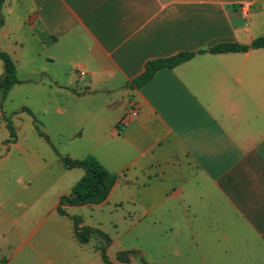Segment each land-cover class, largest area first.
I'll use <instances>...</instances> for the list:
<instances>
[{
	"label": "crops",
	"instance_id": "obj_1",
	"mask_svg": "<svg viewBox=\"0 0 264 264\" xmlns=\"http://www.w3.org/2000/svg\"><path fill=\"white\" fill-rule=\"evenodd\" d=\"M260 36L264 0H4L0 48L20 81L0 89V264H103L70 215L89 225L83 210L127 196L193 263L264 264V47L199 52ZM180 52L196 54L132 85ZM25 107L63 155L117 175L104 201L58 211L85 170L63 165Z\"/></svg>",
	"mask_w": 264,
	"mask_h": 264
},
{
	"label": "trees",
	"instance_id": "obj_2",
	"mask_svg": "<svg viewBox=\"0 0 264 264\" xmlns=\"http://www.w3.org/2000/svg\"><path fill=\"white\" fill-rule=\"evenodd\" d=\"M4 0H0V8L3 5ZM250 47H264V36L257 37L250 45H241L236 43H221L215 45L209 49H201L199 52H226V51H245ZM196 52H180L169 57H160L150 59L146 63L145 71L133 79L132 85L140 87L148 82L162 67H174L175 65L186 61L193 57ZM0 58L3 60L5 73L0 78V89L5 98L11 89V87L20 80L16 75V65L10 54L0 48ZM25 110L29 111L33 117L37 131L49 142L55 153L59 156L63 165L67 168L82 167L85 170L84 175L74 185L72 192L68 195H62L59 200L58 211L61 214L68 215L65 210V205H81L87 203H100L104 201L111 189L113 188L117 175L111 172L95 155L87 154L83 158L75 159L68 155H63L52 142L50 136L46 134L38 124V119L34 113L25 107ZM8 127L12 137H16L15 127L10 117H7ZM73 220L74 234L80 243H88L93 236H99L105 244L99 247L102 258L106 264L114 263L108 255L107 249L111 243L110 236L103 230L97 227L83 224L82 217L80 215H70ZM134 251L121 250L117 253V259L125 264H130V254ZM143 264H150L148 261L143 260Z\"/></svg>",
	"mask_w": 264,
	"mask_h": 264
},
{
	"label": "rangeland",
	"instance_id": "obj_3",
	"mask_svg": "<svg viewBox=\"0 0 264 264\" xmlns=\"http://www.w3.org/2000/svg\"><path fill=\"white\" fill-rule=\"evenodd\" d=\"M83 214L87 224H98L110 236L108 253L117 264H125L117 259L121 250L134 251L130 254V264H143V260L150 264H196L191 259L192 248L183 244L180 235L162 231L159 225L152 224V217L131 205V197H125L121 203L112 204L100 213L83 210ZM104 244L99 236L89 241L90 248L99 249ZM99 261L105 264L100 258Z\"/></svg>",
	"mask_w": 264,
	"mask_h": 264
},
{
	"label": "built area",
	"instance_id": "obj_4",
	"mask_svg": "<svg viewBox=\"0 0 264 264\" xmlns=\"http://www.w3.org/2000/svg\"><path fill=\"white\" fill-rule=\"evenodd\" d=\"M241 11L243 14H248L249 12V5L246 3V4H243L241 6ZM79 73L81 75H84L86 72L84 70H79ZM138 115V109L136 106H132L130 108V110L124 115V117L121 119V123L123 124H127L131 121V119L135 118L136 116Z\"/></svg>",
	"mask_w": 264,
	"mask_h": 264
}]
</instances>
